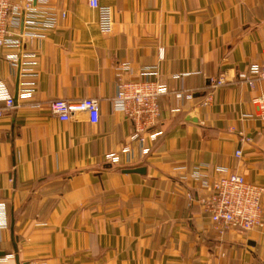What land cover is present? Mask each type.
I'll return each instance as SVG.
<instances>
[{
    "label": "crops",
    "instance_id": "crops-1",
    "mask_svg": "<svg viewBox=\"0 0 264 264\" xmlns=\"http://www.w3.org/2000/svg\"><path fill=\"white\" fill-rule=\"evenodd\" d=\"M100 1L110 33L89 0H48L56 26L1 52L17 104L0 101L1 264H264V226L221 237L197 201L202 180L227 173L264 186L263 87L247 80L264 65V0ZM119 73L169 88L148 154L115 103ZM57 98L98 99L99 122L60 121Z\"/></svg>",
    "mask_w": 264,
    "mask_h": 264
},
{
    "label": "built area",
    "instance_id": "built-area-1",
    "mask_svg": "<svg viewBox=\"0 0 264 264\" xmlns=\"http://www.w3.org/2000/svg\"><path fill=\"white\" fill-rule=\"evenodd\" d=\"M48 5V0H0V55L4 48H21L26 37L30 40L42 38L44 30L56 26L58 16L49 10ZM89 5L99 13L98 25L101 30L110 33L114 24L112 8L101 4L100 0H89ZM159 56L164 58V47L159 48ZM20 60V55L9 58L13 67H17ZM249 73L247 80L251 88L255 90L258 83L263 87L262 94L253 101L259 105L264 118V65H252ZM224 82L223 75L212 79L214 88ZM169 92L167 85L159 80H125L122 73H119L118 92L114 100L125 117L133 123L132 140L141 145L143 155L150 152L161 134L155 129L161 115L159 101ZM2 100L6 103L5 108L12 109L17 105L5 82L0 78V101ZM211 102L212 97L209 95L203 104L209 105ZM50 109L52 114L63 122L70 121L81 113L87 114L92 124L100 120V103L95 98H57L50 102ZM236 156L241 157L242 151L238 150ZM108 159L117 162L119 156L111 154ZM193 176L199 180L204 178L199 168L194 171ZM200 186L204 193H200L197 201L204 213L210 217L219 236L222 237L230 231L246 233L264 226L263 185L247 180L240 173L232 172L213 181L204 179ZM9 226L7 205L0 198V231L8 229ZM9 257L11 255L0 257V264Z\"/></svg>",
    "mask_w": 264,
    "mask_h": 264
},
{
    "label": "water",
    "instance_id": "water-1",
    "mask_svg": "<svg viewBox=\"0 0 264 264\" xmlns=\"http://www.w3.org/2000/svg\"><path fill=\"white\" fill-rule=\"evenodd\" d=\"M128 171H130V172H144L145 169L144 168H136V169H129ZM14 226H15V221L13 220L12 226H11L12 234H13V241H15V239H16V237L14 235ZM15 245H16V243H15Z\"/></svg>",
    "mask_w": 264,
    "mask_h": 264
}]
</instances>
